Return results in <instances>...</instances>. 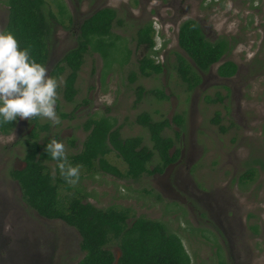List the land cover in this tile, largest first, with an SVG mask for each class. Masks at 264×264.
Instances as JSON below:
<instances>
[{"label": "rangeland", "instance_id": "374dc122", "mask_svg": "<svg viewBox=\"0 0 264 264\" xmlns=\"http://www.w3.org/2000/svg\"><path fill=\"white\" fill-rule=\"evenodd\" d=\"M5 1L0 0V30L7 22ZM50 1L46 0V10L56 13ZM60 1L71 22L62 24L48 17V75L76 45L81 22L104 7L116 10L120 23L113 26L112 33L120 37L117 43L129 55L127 62L120 63L123 50L118 49L113 57L117 60L106 69L98 53L87 55L78 73L74 101L66 102L57 91L55 111L60 122L41 118L48 125L42 135L62 142L65 155H74L87 135L85 121L94 115L107 116L120 127L123 138L140 136L150 147L148 131L136 122L140 113H149L153 120L167 119L171 126L165 135L169 136L179 130L172 117L180 114L184 118L177 141L178 159L162 174L131 180L81 167L70 190L58 187L60 200L78 190L98 208L127 210L128 222L140 216L158 220L181 238L191 264H217L216 244L226 264H264V171L242 190L237 182L247 163L254 159L264 163V0ZM186 19L195 20L209 41L234 39L233 49L201 73V84L190 92L171 68L174 52L185 56L178 47L177 32ZM148 22L155 31L154 59L164 68L160 74L143 77L137 62L147 48L136 46L134 36ZM225 61L237 65L234 76H218L216 69ZM132 73L135 78L130 81ZM138 86L144 93L136 103ZM226 88L229 93L222 102L205 100L206 95L214 99L216 93L223 97ZM158 90L165 99L156 96ZM215 112L224 132L212 123ZM30 128L29 118H17L12 132L0 135V264H74L83 257L77 231L60 220L39 216L8 175L11 169L23 167V138ZM106 159L124 173L125 165L114 152ZM47 165L54 172V163ZM250 213L254 217L249 221ZM255 223L259 231L252 235L249 225ZM108 248L117 259L118 247Z\"/></svg>", "mask_w": 264, "mask_h": 264}, {"label": "trees", "instance_id": "16d2710c", "mask_svg": "<svg viewBox=\"0 0 264 264\" xmlns=\"http://www.w3.org/2000/svg\"><path fill=\"white\" fill-rule=\"evenodd\" d=\"M56 13L46 10V0H6L8 7L7 22L3 30L11 31L17 40L19 48H28L29 55L45 67L48 62V41L51 35V25L48 17L60 23L71 17L66 6L60 0H51ZM65 16V18H63ZM117 12L110 7L97 10L84 19L80 26L76 45L66 51L58 62L51 68L49 75L62 79V88L57 87L62 98L71 103L78 93L76 81L84 59L91 53H98L104 61V68H109L118 53L123 50L119 58L120 63L128 60L129 51L124 45L117 43L120 37L113 35L112 28L119 24ZM136 46L144 45L147 53L138 60L137 71L143 77L160 74L163 65L156 62L155 31L150 22L140 27L134 36ZM178 47L185 56L174 52V62L171 68L184 85L187 92L194 90L201 84V73L207 72L210 67L220 62L221 58L234 47V39L219 37L209 41L199 24L193 19H186L178 26ZM165 43L163 44V46ZM218 76L229 78L236 74L237 65L232 61H225L218 65ZM135 74L132 73L130 81ZM144 89L137 87L136 103H139ZM156 96L165 99L161 91H155ZM222 97L216 93L215 98L205 96L209 103L222 102L228 96ZM57 100L55 110H57ZM62 115V114H61ZM179 130L173 135H165L170 128V122L165 119L153 120L149 113L142 112L136 122L144 127L149 134L151 146L144 144L140 136L123 138L120 127L113 119L107 116H91L83 124L87 135L79 153L66 155L72 165L79 164L88 172L99 169L126 179L138 180L144 175L162 174L164 170L174 164L179 156L177 141L183 129L184 118L176 114L171 119ZM30 130L23 138V167L11 169L9 177L17 183L24 202L39 216L60 220L74 228L80 236V250L83 257L74 264H191L181 238L170 232L164 223L145 217H136L128 222L127 210L114 207L98 208L86 201V194H79L76 190L68 199H61L58 187L70 190V186L60 175L51 156L44 151L45 145L51 140L42 135L48 131V125L41 123V117H30ZM212 123L224 132L220 123V115L214 113ZM16 120L0 123V135H9L15 127ZM171 149H173L172 152ZM114 152L125 165L121 173L106 159ZM155 164L150 168L151 164ZM54 163V172L48 167ZM264 171V163L254 159L247 163L245 171L238 177V186L242 190L256 181L259 169ZM257 231V227L251 228ZM116 245L120 255L115 259L108 248Z\"/></svg>", "mask_w": 264, "mask_h": 264}, {"label": "clouds", "instance_id": "9594fccd", "mask_svg": "<svg viewBox=\"0 0 264 264\" xmlns=\"http://www.w3.org/2000/svg\"><path fill=\"white\" fill-rule=\"evenodd\" d=\"M57 87L58 79L47 74L46 67L29 55V49L19 48L11 31L0 30V123L41 117L58 124L54 107ZM44 151L56 161L65 182L76 184L81 165L67 161L63 143L53 138Z\"/></svg>", "mask_w": 264, "mask_h": 264}, {"label": "flooded vegetation", "instance_id": "af4514ba", "mask_svg": "<svg viewBox=\"0 0 264 264\" xmlns=\"http://www.w3.org/2000/svg\"><path fill=\"white\" fill-rule=\"evenodd\" d=\"M141 46H144V45H141ZM259 169V172H260V168H258ZM237 182H238V179H237ZM250 185V184H249ZM249 221L252 219V217H254V215L252 214V213H250L249 215ZM253 226H256L257 227V231L255 232V231H253L251 228L253 227ZM249 231L251 232V234L252 235H255V234H257L258 233V225H257V223H255V224H250L249 225ZM216 240V238H214V240L213 241H215ZM216 250H215V252H217L218 251V254H216V258H217V264H226L225 263V261H224V259H223V256L222 255H220V252L219 251H221V249H220V247L216 244Z\"/></svg>", "mask_w": 264, "mask_h": 264}]
</instances>
